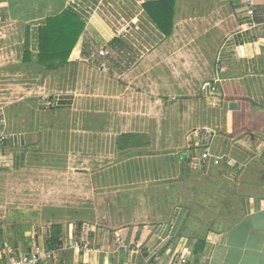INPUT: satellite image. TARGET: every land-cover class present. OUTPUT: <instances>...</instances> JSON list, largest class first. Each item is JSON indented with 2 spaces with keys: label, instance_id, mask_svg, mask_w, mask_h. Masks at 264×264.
<instances>
[{
  "label": "crops",
  "instance_id": "0c3cea01",
  "mask_svg": "<svg viewBox=\"0 0 264 264\" xmlns=\"http://www.w3.org/2000/svg\"><path fill=\"white\" fill-rule=\"evenodd\" d=\"M158 1L0 0V20L22 26L21 64L35 68L1 106L0 264L36 251L52 252L50 264H167L187 249L193 264H264V0H175L162 17ZM64 11L84 29L49 69L40 28ZM212 20L210 79L173 78L184 48L168 45L209 37ZM208 134L224 159L204 171L189 161ZM174 183L201 192L191 207L157 216L131 199Z\"/></svg>",
  "mask_w": 264,
  "mask_h": 264
},
{
  "label": "rangeland",
  "instance_id": "374dc122",
  "mask_svg": "<svg viewBox=\"0 0 264 264\" xmlns=\"http://www.w3.org/2000/svg\"><path fill=\"white\" fill-rule=\"evenodd\" d=\"M232 14H234V8L232 7ZM234 18V15H233ZM217 21L207 22L208 28L211 29V34L207 37L205 32L203 34L195 33H185L184 35L178 36L177 40H172L171 44L168 46L172 48H184V51L180 54H173L171 57V64L177 63L176 69L167 66L170 75L175 78V75L185 76L184 79L190 80L189 82H194V87L200 88V86L210 79L213 66H214V55L218 51L221 38L218 36L216 24ZM22 26L15 25L13 22L1 21L0 20V121L3 117L2 108L3 102H7L16 98V91L12 88L15 85L14 81H31V74H27L34 67H26L21 64V44L23 31ZM213 29V30H212ZM192 30V29H191ZM201 30V29H200ZM20 31V32H19ZM216 32V33H214ZM18 33V34H17ZM214 35V37H211ZM17 36V37H16ZM214 51L212 52V49ZM166 53L160 54L157 59L164 58ZM183 62V64L181 63ZM170 63V62H169ZM35 69V68H34ZM36 72V70H34ZM138 73V71H136ZM35 75H37L35 73ZM1 130V128H0ZM206 184V182H205ZM195 189V190H193ZM191 187V183H174L170 186L164 187H148L146 189L140 190L139 193L135 194L131 199L141 207V211L144 212L145 206H141L140 203L145 201L143 205H146L147 210L152 203V214L157 213V216L170 215L173 209L176 208L177 203L183 199V202L187 207H191L194 204V199L199 197L201 192L198 193L197 188ZM148 202V203H146ZM167 204L163 210L155 208L156 204ZM171 209V210H168ZM138 210H140L138 208ZM163 212V213H162Z\"/></svg>",
  "mask_w": 264,
  "mask_h": 264
},
{
  "label": "trees",
  "instance_id": "16d2710c",
  "mask_svg": "<svg viewBox=\"0 0 264 264\" xmlns=\"http://www.w3.org/2000/svg\"><path fill=\"white\" fill-rule=\"evenodd\" d=\"M170 3L171 12L174 9L175 0H162L156 2L162 7L160 16H166L167 5ZM84 24L70 11L47 18L46 24L40 28L38 63L49 69H54L69 61L72 51L83 32ZM28 33L26 44H28ZM25 55L31 57V51L26 50Z\"/></svg>",
  "mask_w": 264,
  "mask_h": 264
},
{
  "label": "built area",
  "instance_id": "2783aa9c",
  "mask_svg": "<svg viewBox=\"0 0 264 264\" xmlns=\"http://www.w3.org/2000/svg\"><path fill=\"white\" fill-rule=\"evenodd\" d=\"M246 2L252 6V0H246ZM252 13V9L250 10ZM104 53V51H101ZM45 105L50 107L52 105V99L49 96L43 97ZM213 135L208 134L207 137L203 139L202 146L204 150L198 154L192 156L190 159V164L196 168L204 171H208L216 166H219L224 159V156L215 155L212 153L211 143ZM8 140V135L5 132H0V167L5 164V145ZM191 252L187 250H182L181 252H174L167 264H193L190 259ZM53 258L52 252L40 253L39 251L31 252L29 254H24L21 256L11 255L8 259L9 264H50V260ZM163 258V257H162ZM161 257L155 258L154 264H164L165 260Z\"/></svg>",
  "mask_w": 264,
  "mask_h": 264
},
{
  "label": "water",
  "instance_id": "95a60500",
  "mask_svg": "<svg viewBox=\"0 0 264 264\" xmlns=\"http://www.w3.org/2000/svg\"><path fill=\"white\" fill-rule=\"evenodd\" d=\"M236 106H237V103H236V102H231V103H230V107L234 108V107H236Z\"/></svg>",
  "mask_w": 264,
  "mask_h": 264
}]
</instances>
